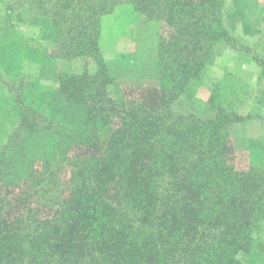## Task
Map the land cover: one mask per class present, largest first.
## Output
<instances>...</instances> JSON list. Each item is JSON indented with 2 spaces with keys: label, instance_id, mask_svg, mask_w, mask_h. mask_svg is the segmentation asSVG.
<instances>
[{
  "label": "trees",
  "instance_id": "obj_1",
  "mask_svg": "<svg viewBox=\"0 0 264 264\" xmlns=\"http://www.w3.org/2000/svg\"><path fill=\"white\" fill-rule=\"evenodd\" d=\"M47 2L52 56L90 61L58 74L64 102L85 114L65 126L62 151L34 158L23 177L16 149L0 151V264H250L259 253L264 264V169H237L229 133L238 79L214 84L202 115L173 108L191 98L217 41L235 40L224 0ZM122 3L170 32L158 44L157 84L119 100L98 40L100 17ZM28 115L20 125L31 134L62 125ZM76 146L83 154L69 156Z\"/></svg>",
  "mask_w": 264,
  "mask_h": 264
},
{
  "label": "rangeland",
  "instance_id": "obj_2",
  "mask_svg": "<svg viewBox=\"0 0 264 264\" xmlns=\"http://www.w3.org/2000/svg\"><path fill=\"white\" fill-rule=\"evenodd\" d=\"M47 8V0H0V151L6 144L16 149L10 153L18 152L17 176L22 177L34 158L59 154L67 141L65 126L81 123L85 114L83 105L64 102L58 74L80 72L90 61L52 56L56 45L48 31ZM223 9V22L235 40L217 41L212 61L202 71L191 98L178 100L173 108L202 115L213 85L222 79H238L227 98L238 118L229 127L238 150L235 165L239 170L264 169V0H224ZM100 23L99 48L117 82L111 95L131 99L139 84L156 85L154 62L160 39L170 32L168 25L145 20L127 3L101 16ZM23 109L29 113L28 120L48 118L62 124L60 130L29 133L20 125ZM83 151L76 146L69 156H81ZM70 169L64 166L61 184ZM259 254L248 256L249 263L262 264Z\"/></svg>",
  "mask_w": 264,
  "mask_h": 264
}]
</instances>
